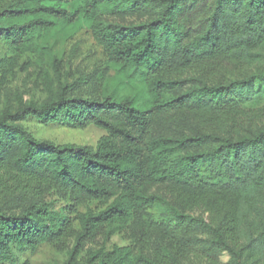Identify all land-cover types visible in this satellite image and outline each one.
<instances>
[{"label":"trees","instance_id":"16d2710c","mask_svg":"<svg viewBox=\"0 0 264 264\" xmlns=\"http://www.w3.org/2000/svg\"><path fill=\"white\" fill-rule=\"evenodd\" d=\"M201 9L207 16L188 30L186 17ZM142 12L150 17L137 24L107 19ZM81 19L108 64L144 82L148 99L82 96L84 78L62 82L56 70L42 77L43 100L20 98L0 113V264L69 240L63 264H180L196 245L205 264L223 250L227 264H264V73L249 71L264 50V0H0V41L17 59L57 22ZM182 69L194 73L169 77ZM182 111L196 115L189 129H161ZM29 118L103 134L94 147L40 140L23 127ZM159 184L184 198L176 204L152 193ZM50 194L64 204L55 207ZM94 202L103 208L76 209ZM128 223L142 239L156 235L155 256L140 241L85 248Z\"/></svg>","mask_w":264,"mask_h":264},{"label":"rangeland","instance_id":"374dc122","mask_svg":"<svg viewBox=\"0 0 264 264\" xmlns=\"http://www.w3.org/2000/svg\"><path fill=\"white\" fill-rule=\"evenodd\" d=\"M45 5H53L66 10H73L74 5L58 4L43 1ZM208 12L201 9L199 13L186 17L184 24L188 30L195 31L200 20L206 17ZM149 14L142 12L127 18L108 16L111 21H119L124 24H137L149 18ZM58 63L53 62V59ZM259 62L255 63L250 72L264 73V50L261 51ZM58 64V65H57ZM56 70L60 72V80L70 83L74 80L80 83L78 94L87 96L89 94L99 95L102 90L116 92L119 96H129L137 104H143L148 99V93L144 82L129 74V72L118 67H112L108 64L102 48L95 42L89 26L84 19L77 23L57 22L54 28L40 33L31 50L25 51L20 58L14 59L10 55L5 45L0 41V113L5 109H15L18 100L21 98L24 102H39L46 97L42 77L45 73L53 78ZM194 73L193 70H174L169 77L176 79L189 78ZM264 95V77L261 78ZM192 84L186 85L181 91L185 92ZM264 103V101H262ZM174 118L172 123L164 121L161 129L167 132H179L189 129L195 122L196 115L192 112H175L171 115ZM177 120L178 124H177ZM188 122V123H187ZM32 135L40 140H48L54 143H74L89 145L94 147L103 131L95 126H87L82 129L68 128L58 124L42 125L35 119L29 118L22 123ZM152 193L161 194L171 203H179L184 198L182 191L174 186L159 184L151 189ZM47 200L51 201L55 207H59L64 202L58 200L57 196L50 194ZM68 203V202H66ZM183 206V205H182ZM187 207L186 213L207 218L208 213L201 206ZM87 208L100 210L103 208L98 203H90L77 206L78 211H84ZM154 217H158L159 210L152 208L148 211ZM75 228L77 224L75 223ZM140 230H134L132 223H128L124 229H120L110 235L108 238L98 237L94 243H87L85 248H97L104 246L106 249L113 245H143L145 251L155 256L156 235L139 236ZM198 237L205 238L206 235L198 234ZM141 238V240H140ZM72 241H67V245L62 247L44 243L34 250H26L18 254L17 264H63L66 259L67 249ZM196 245L195 248L181 258L180 264H205L206 259L201 255ZM230 255L223 250L215 257V264H227Z\"/></svg>","mask_w":264,"mask_h":264}]
</instances>
